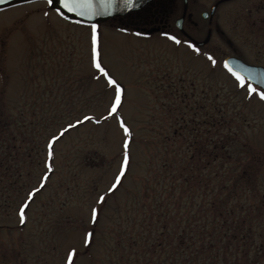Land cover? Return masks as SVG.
<instances>
[{
	"label": "rangeland",
	"instance_id": "1",
	"mask_svg": "<svg viewBox=\"0 0 264 264\" xmlns=\"http://www.w3.org/2000/svg\"><path fill=\"white\" fill-rule=\"evenodd\" d=\"M124 22L97 27L103 64L126 89L118 114L103 119L113 92L91 66V26L63 20L45 1L0 10V111L20 122V139L31 136L35 143L29 147L34 160L27 164L32 170L23 191L0 212V264H65L72 248L79 253L74 264H134L128 235L141 230L137 223L151 212L152 198L165 203L158 202L164 197L158 186L150 184V162L173 149L188 153L185 137L170 140L171 122L180 117L197 122L203 137L215 134L207 120L216 103L232 127L219 132L233 137L228 146L241 158L239 170L253 172L264 187V101L249 97L224 70L221 51L213 65L204 49L196 52L168 36L133 34ZM84 114L95 120L69 129L54 145L49 172L47 139ZM117 116L131 129L130 163L127 178L101 205L98 197L123 161L126 137ZM45 172V186L29 202L21 224L19 206L40 187ZM93 207L99 209L95 223ZM148 222L143 228L149 234ZM87 231L95 240L86 248ZM138 252L141 264V247Z\"/></svg>",
	"mask_w": 264,
	"mask_h": 264
},
{
	"label": "trees",
	"instance_id": "2",
	"mask_svg": "<svg viewBox=\"0 0 264 264\" xmlns=\"http://www.w3.org/2000/svg\"><path fill=\"white\" fill-rule=\"evenodd\" d=\"M212 109L216 119L209 116L207 124L215 134L203 137L197 122L180 117L171 122L170 140L185 137L188 153L173 149L158 163L150 162V184L158 186L164 194L158 202L165 203L152 198L151 212L137 223L141 230L126 235L137 256L134 264H139V247L141 264H264V187L253 172L239 170L241 158L228 146L233 137L219 132L232 129L226 110L217 103ZM19 126L1 113L0 212L23 191L32 170L27 164L34 160L35 143L31 136L20 139ZM147 218L153 235L143 228Z\"/></svg>",
	"mask_w": 264,
	"mask_h": 264
},
{
	"label": "flooded vegetation",
	"instance_id": "3",
	"mask_svg": "<svg viewBox=\"0 0 264 264\" xmlns=\"http://www.w3.org/2000/svg\"><path fill=\"white\" fill-rule=\"evenodd\" d=\"M106 21H126L124 30L142 36L174 34L212 57L221 51L222 65L236 58L264 70V0H149Z\"/></svg>",
	"mask_w": 264,
	"mask_h": 264
},
{
	"label": "snow or ice",
	"instance_id": "4",
	"mask_svg": "<svg viewBox=\"0 0 264 264\" xmlns=\"http://www.w3.org/2000/svg\"><path fill=\"white\" fill-rule=\"evenodd\" d=\"M55 0H47V5L52 6ZM59 4L61 8L67 10L69 13H74L80 17H88L92 18L95 16L101 15H110L113 12L120 10H131L134 8H138L140 6L138 0H59ZM61 8H56V14L63 18L68 19L65 16L64 12L61 11ZM45 16L49 13L46 11ZM139 35V33H138ZM169 39L174 41L176 44H181V39L177 38L174 34L165 33ZM188 43L189 47L193 48L194 51L199 52L200 49L197 48L194 44L190 42L184 41ZM208 59L211 61L213 65L217 63V61L209 54ZM91 66L95 69V72L100 74L105 82L106 86L109 87L113 92V98L110 101V107L107 109V117H103V119H107L108 117H112L117 115L120 108L122 107V102L126 93V89L122 85V83L116 79L110 71L104 66L102 61V54L99 50V41H98V31L97 25H91ZM223 66L231 75L235 78L236 83L241 89H246L247 95L252 97L253 95L257 96L261 101H264V90H262L259 85H264V73L261 74H252L249 73V76L246 78L245 75L241 74V71L236 70V67L228 60L223 62ZM247 71V70H245ZM95 75V73H94ZM98 77V78H100ZM257 81V85L250 81ZM119 120L120 127L123 129V133L125 135V139L123 142V161L119 167L118 174H116L114 181L111 183V186L107 189L106 193H102L99 195L97 204H103L106 201L107 195L114 193L118 188L122 185L124 179H126V173L130 163V153L129 149V140L127 137L131 135V129L126 125L123 117L117 116ZM95 120L94 116H90L84 114L82 118H76L75 122H69L66 127L62 126L58 129L57 133L52 134L49 139L46 141L47 146V161L46 167L48 171H52V163L51 160L54 155V145L59 142L60 139L69 131V129H74L77 125H83L85 122H92ZM96 123H100L99 120H96ZM48 179V172L44 173L43 178L40 181L39 188H32L31 191L27 193V199L19 206V222L21 224L26 223V209L29 206V202L33 200L34 196L45 186V182ZM99 209L97 207L91 208V221L95 223L98 219ZM95 240V233L93 231H87L83 237L84 246L90 247ZM78 251L76 248H72L66 254L65 264H74V258L78 256Z\"/></svg>",
	"mask_w": 264,
	"mask_h": 264
},
{
	"label": "water",
	"instance_id": "5",
	"mask_svg": "<svg viewBox=\"0 0 264 264\" xmlns=\"http://www.w3.org/2000/svg\"><path fill=\"white\" fill-rule=\"evenodd\" d=\"M34 1H45V2H47V0H0V10L10 8L13 6H17V5H21V4H25V3L34 2ZM148 1L149 0H138V2L140 4V6L138 8H134L131 10H127V9L120 10V11L113 12L110 15H101V16H95L92 18L80 17L74 13L67 12V10L61 8V6L59 4V0H55L54 4L50 7L53 9L61 8V11H63L65 16L68 17V19H66V20H69L70 22L82 24V25H92V24L99 25V24L105 22L108 18L125 15L131 11L137 10V9L141 8L142 6H144ZM144 31L146 33L151 32V30H145V29H144ZM225 60H228L230 62V64L234 65L236 67V70L241 71V74L245 75L246 78L249 76V73L257 74V75L264 73L263 69L258 68V67L247 66L246 64H244L243 62H241L240 60H238L236 58H229V59H225ZM245 70H247V71H245ZM250 82H252L254 85H257V81H255V80H252ZM259 87H261L262 90H264V85H259Z\"/></svg>",
	"mask_w": 264,
	"mask_h": 264
}]
</instances>
